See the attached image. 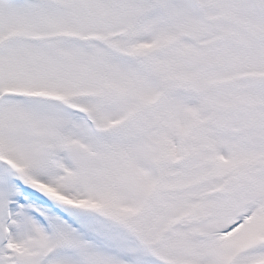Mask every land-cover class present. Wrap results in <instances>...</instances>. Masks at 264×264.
I'll return each mask as SVG.
<instances>
[{
	"label": "rangeland",
	"instance_id": "374dc122",
	"mask_svg": "<svg viewBox=\"0 0 264 264\" xmlns=\"http://www.w3.org/2000/svg\"><path fill=\"white\" fill-rule=\"evenodd\" d=\"M196 1L0 0V264H264V0Z\"/></svg>",
	"mask_w": 264,
	"mask_h": 264
}]
</instances>
